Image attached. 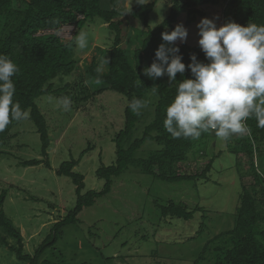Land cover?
<instances>
[{"label": "rangeland", "instance_id": "374dc122", "mask_svg": "<svg viewBox=\"0 0 264 264\" xmlns=\"http://www.w3.org/2000/svg\"><path fill=\"white\" fill-rule=\"evenodd\" d=\"M154 1L144 0V4ZM138 4L137 0H120L121 15L115 18V21H122V48L129 52L141 47L140 34L146 32L130 13ZM201 9L206 16L198 18L191 26L186 25V15L180 17L176 26L182 24L188 37L186 42L177 41L171 46H198L197 25L204 18L213 20L218 28L231 19L222 5H206ZM170 12L167 0H157L150 16V29L159 26ZM82 31L87 33V46L84 49L76 47V69L71 76L55 80L54 86L81 81L89 88L91 98L86 102L72 101L71 110L67 112L57 106L55 95H44L37 100L52 138L51 167L42 164L24 168L20 164L21 161L43 159L39 134L29 119L14 128L17 138L1 149L4 153L0 155V200L6 193L5 213L20 229L24 251L31 256L51 237L53 226L76 206V186L71 178L58 176L57 170L64 162L79 160L82 152L92 146L75 172L85 177L83 194L103 191L106 181L97 176V171L102 166L115 164L114 139L125 124L128 105L125 96L112 91L96 93L103 87L97 86L88 72L93 59L101 62L106 58V51L113 46L116 35L100 18L90 21ZM73 33V27H65L60 36L69 40ZM144 61L148 66L154 59L147 53ZM162 80L169 83L167 75ZM141 128L136 131V137L140 136ZM237 136L222 141L213 133L206 144V156L191 157L181 166V171L194 174L205 170L214 160L207 180L171 184L134 169L115 178L111 192L97 199L94 206L85 208L79 215L80 222L65 228L63 237L47 249L42 261L54 264H192L208 240L233 228L239 195L244 186L254 183L252 177L240 176L239 167L243 163L239 159L246 165L244 170L249 162L243 154L236 155L239 152ZM156 149L158 146L148 142L140 155ZM258 165L263 171L264 161ZM168 201L184 202L191 208L199 205L207 212L198 213L190 222L171 220L162 215V206ZM203 224L207 226L205 232L196 235ZM189 238L194 239L187 241ZM10 242L16 245L14 240ZM0 264L27 263L18 260L9 249L0 247Z\"/></svg>", "mask_w": 264, "mask_h": 264}, {"label": "trees", "instance_id": "16d2710c", "mask_svg": "<svg viewBox=\"0 0 264 264\" xmlns=\"http://www.w3.org/2000/svg\"><path fill=\"white\" fill-rule=\"evenodd\" d=\"M171 5L170 15L155 29H150V16L157 0L149 4H138L131 10L133 19L140 21L146 32L140 34L141 47L129 52L122 48V21H115L121 14L118 10L120 0H110L111 8L105 9L103 0H0V54L8 56L18 65L19 72L13 77L15 84V102L21 109L28 112V118L34 123L41 141L43 159L21 161L24 168L36 167L42 164L51 167L49 151L52 145L48 122L37 105L44 95H55L58 99L70 97L72 101L86 102L91 98L89 88L84 82L68 83L63 87H55L54 81L64 79L73 74L78 61L76 59L74 37L82 31L90 21L102 19L115 33L113 46L106 51V70L97 72L100 62L93 59L88 72L97 86L103 88L96 91H112L122 94L127 99L125 108L124 128L116 135V161L112 166H102L97 176L106 181L103 191H89L86 188L85 177L75 172L83 157L92 150L89 146L83 151L79 160L64 162L57 170L58 176L72 179L76 186L77 202L69 214L59 220L52 228L51 237L47 239L33 256L24 251L23 236L4 210L6 193L0 200V247L13 252L17 259L27 264H54L49 260L42 261L47 249L63 237L64 230L70 225L80 222L79 215L85 208L95 205L97 199L108 195L114 184V179L121 177L130 169L144 175L152 176L165 183H181L184 181L207 180L214 160L207 168L194 174L181 171V166L190 158L206 156V144L212 139L214 131L203 133L198 139H173L164 128L165 109L176 95V83H165L162 77L149 79L144 73L146 66L145 54H150L155 60V52L164 43L162 33L171 32L182 15H186V25L191 26L198 18L205 17L201 8L206 5L224 6V11L231 14L228 22H236L247 26L249 22L264 25V0H167ZM73 27L71 39L65 40L57 29ZM61 33V32H60ZM180 48L182 62L186 65L183 74H177V82L191 79L192 74L187 65L190 57L195 54L198 61L208 63L200 46L187 44L177 45ZM97 80L99 83H97ZM155 87V91H154ZM84 94H87L84 96ZM94 96V95H93ZM137 98L145 102L140 113L133 114L129 102ZM23 121H11L0 130V155L3 147L17 138L13 133L16 126ZM246 126L251 130L242 135L237 134L235 141L239 146L238 155L247 157L249 167L242 159L241 178L250 176L254 183L244 186L239 195V206L234 214L233 228L216 235L201 248L192 264H264V168L258 165L264 161V129L257 127L255 117L246 120ZM142 126H139L141 125ZM142 127V128H141ZM141 128L140 136H135ZM236 134L231 136L233 138ZM229 138V139H230ZM154 143L158 149L151 150L146 155H140L143 147ZM201 206L191 208L186 203L168 201L162 206L163 217L184 222L192 221L198 213H206ZM206 225L201 226L196 235L205 232ZM197 238V237H195ZM194 238H189L190 241ZM14 240L16 245L11 244Z\"/></svg>", "mask_w": 264, "mask_h": 264}, {"label": "clouds", "instance_id": "9594fccd", "mask_svg": "<svg viewBox=\"0 0 264 264\" xmlns=\"http://www.w3.org/2000/svg\"><path fill=\"white\" fill-rule=\"evenodd\" d=\"M137 3L144 4V0ZM197 27L198 43L208 63L198 61L193 54L187 65L193 78L176 80L178 73L183 76L186 71L180 48L171 46L177 41L186 42L188 31L182 24L161 34L164 43L156 50L151 66L144 69L143 74L149 79L167 75L170 83L177 84L176 95L165 109L166 132L173 139H198L203 133L214 131L219 140L227 141L234 134L250 132L245 122L253 116L257 127L264 129V25L249 22L241 26L232 21L218 28L213 20L204 18ZM62 31L57 29V34ZM87 39V33L80 31L74 43L84 49ZM108 63L102 58L96 71H103ZM18 72V65L0 54V130L11 121L28 118V112L13 99V77ZM72 103L65 96L58 99L57 106L67 112ZM145 106L137 98L129 102L133 114L138 115Z\"/></svg>", "mask_w": 264, "mask_h": 264}, {"label": "crops", "instance_id": "0c3cea01", "mask_svg": "<svg viewBox=\"0 0 264 264\" xmlns=\"http://www.w3.org/2000/svg\"><path fill=\"white\" fill-rule=\"evenodd\" d=\"M123 2H124V0H123ZM103 5L105 6V9L111 8L110 0H103Z\"/></svg>", "mask_w": 264, "mask_h": 264}]
</instances>
